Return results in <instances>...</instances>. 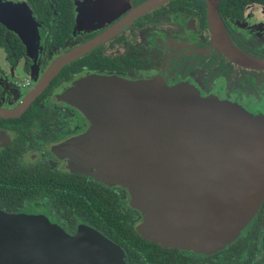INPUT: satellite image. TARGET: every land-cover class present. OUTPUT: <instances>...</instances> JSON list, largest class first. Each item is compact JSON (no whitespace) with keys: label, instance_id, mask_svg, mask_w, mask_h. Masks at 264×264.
Masks as SVG:
<instances>
[{"label":"water","instance_id":"obj_1","mask_svg":"<svg viewBox=\"0 0 264 264\" xmlns=\"http://www.w3.org/2000/svg\"><path fill=\"white\" fill-rule=\"evenodd\" d=\"M162 1L141 5L135 17ZM207 1L220 43L233 58L219 0ZM0 24L28 45L39 37L35 14L21 1H0ZM99 42L61 56L16 108H0V116L28 110L64 66ZM237 59L264 70V59ZM53 104L87 122L76 137L46 147L60 161L55 169L121 187L124 209L139 214L136 231L143 239L210 255L233 244L255 216L264 195L262 114L205 97L188 83L171 85L161 73L78 75ZM0 264L127 263L118 244L85 223L70 234L44 213L0 209Z\"/></svg>","mask_w":264,"mask_h":264},{"label":"flooded vegetation","instance_id":"obj_2","mask_svg":"<svg viewBox=\"0 0 264 264\" xmlns=\"http://www.w3.org/2000/svg\"><path fill=\"white\" fill-rule=\"evenodd\" d=\"M0 1H21L33 14L34 5L39 3L38 0ZM148 1L151 0H45L54 15L60 4L69 5L72 19L69 36L64 41H50L49 28L36 14L39 37H33V42L30 37L28 45L16 34L25 47L23 56L15 65L8 56L6 61L11 68L22 62L24 69L34 73L36 82L33 84L31 79L25 83L30 89L61 56L98 39L100 42L64 66L28 110L18 117L0 116V164L6 171L11 168L35 171L41 167L108 186L87 175L56 170L55 165L60 161L46 150L48 145L76 137L87 123L71 109L53 104L59 93L82 74L121 73L130 77H151L161 73L171 85L188 83L205 97L215 96L238 103L249 113L264 116V70L237 59L238 54L264 59L263 5L219 0L217 9L226 37L238 53H230L232 58L226 54L228 47L220 43L219 30L211 23L207 0H163L135 17L136 8ZM7 32L14 33L8 29ZM36 54L42 55L39 61L35 60ZM3 94L0 87V101ZM37 104L41 109L30 111ZM255 104L263 105V109L254 107ZM110 188L123 192L119 186ZM37 213H44L51 222L57 223L46 209L27 214ZM78 226L66 232L75 234ZM243 239L239 247L228 248ZM233 244L210 255H199L218 259L231 250L237 256L235 264H264V195L250 224Z\"/></svg>","mask_w":264,"mask_h":264},{"label":"trees","instance_id":"obj_3","mask_svg":"<svg viewBox=\"0 0 264 264\" xmlns=\"http://www.w3.org/2000/svg\"><path fill=\"white\" fill-rule=\"evenodd\" d=\"M34 5L38 20L49 28V40L64 41L71 32L69 5H59L54 15L45 0ZM259 3L264 0H223ZM237 5H240L239 3ZM59 24V27H58ZM53 44H50L52 46ZM0 48L4 49L13 65L23 56L25 47L20 38L7 32L0 24ZM33 105L30 111L40 110ZM0 164V208L11 213H31L46 209L54 221L65 230H74L85 223L96 228L124 251L127 264H235L236 253L231 250L224 257L203 256L187 250L163 248L143 239L136 231L139 214L126 211L125 195L100 183L84 181L72 174L50 172L46 168L19 171L5 170ZM239 240L230 248L239 247ZM238 262V261H237Z\"/></svg>","mask_w":264,"mask_h":264},{"label":"rangeland","instance_id":"obj_4","mask_svg":"<svg viewBox=\"0 0 264 264\" xmlns=\"http://www.w3.org/2000/svg\"><path fill=\"white\" fill-rule=\"evenodd\" d=\"M36 56L35 60L39 61L42 55L36 54ZM6 59L7 54L5 50L0 48V67L2 69V74L0 76V78H2L0 87L4 92V97L2 101H0L1 108H10L12 106H18V104L22 101V99L26 96L30 89V87L25 86L26 81L30 80L31 82L32 79L33 84L36 82L34 73L24 69L22 62H20L16 68H11L7 64ZM11 79H13V81ZM11 95H13V99H11ZM254 107L263 109V105L255 104Z\"/></svg>","mask_w":264,"mask_h":264}]
</instances>
